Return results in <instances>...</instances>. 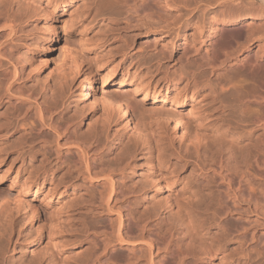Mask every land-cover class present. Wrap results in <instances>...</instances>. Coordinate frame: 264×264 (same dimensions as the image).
Wrapping results in <instances>:
<instances>
[{
	"label": "bare ground",
	"instance_id": "1",
	"mask_svg": "<svg viewBox=\"0 0 264 264\" xmlns=\"http://www.w3.org/2000/svg\"><path fill=\"white\" fill-rule=\"evenodd\" d=\"M43 1L0 0V31L9 29L10 35L17 33L18 20L22 21L36 11L43 14L42 36L36 45L39 67L47 66V57L56 49L60 30H64L63 26L53 24L55 13L62 15L73 6V0H45V5ZM87 1V20L105 18L108 15L107 20L115 23L124 17L125 23H130L131 20L142 21L149 30L158 28L169 31V25L161 24L166 23L173 15V6L183 5L182 8L187 9L186 5L190 0ZM244 5L246 7V0H230L227 8L234 11ZM15 8L19 15L14 14L12 17L11 12ZM121 8L125 10L121 11ZM258 16L251 15L248 19L225 16L216 21L217 25L211 35H223L225 31L229 33L232 30L249 33L253 28L250 19L257 20ZM157 22H160V26L153 27ZM81 48L74 51V58L65 66L59 87L63 91L69 89L70 93L73 92V74L78 69V73H82V80L76 100L81 105L93 106L94 97L102 104L104 126L102 131L90 135L88 144L78 133L74 120H64L62 114L54 116L58 108L48 111L43 108V103H37V119L31 121L26 114H15L18 111L16 104L21 101L19 98L7 93L5 98L8 102L1 100L0 104L7 107L6 112L11 106L14 110L12 117L6 118L13 121L0 126V186L5 184L15 191L13 199L10 198V192L3 198L8 205L7 212L2 214L3 228L13 227L17 213L26 211L25 218L28 219L27 210L32 212L30 224L37 221L38 208L27 197H36L45 188V200L57 195L59 188H65L61 195L65 194L68 182H65V178L60 179L59 173L67 168L68 173L75 171L78 177H83L91 190L89 195L92 199L97 197V201H91V205L97 207L101 214L106 212L107 215H116L114 219L111 216L108 219L118 225L113 235L115 240L110 245L105 244L103 249L98 250L90 248L74 264H264L263 246H259L256 253L252 254L253 248L247 246V241L238 239L245 237V227L240 225L241 220H235L234 230L226 228L228 218L240 203L255 206L264 213V117L253 109L264 104V82L260 85L259 93L252 97H244L240 90H236L232 102L224 104L221 113L215 116L207 109H196L193 103V107L187 108V98L195 101L199 96L196 90L204 86V81L200 80L205 73L200 69L204 67L195 70L186 67L179 73L165 74L156 83L153 80L145 82L136 73L135 80H128V72L127 75L118 73L120 65H100L98 71H92L86 62L84 48ZM212 58L214 57L210 56V50L207 49L204 66L214 74L216 65ZM6 59L7 52L0 46V67L5 65ZM261 60L264 57L259 59L258 54H255L254 59L246 57L242 62L244 68L260 74L264 69ZM112 83L127 88L134 94L143 95L142 101L152 99L163 104L169 102L173 109L162 105L157 110H151L149 117L141 109V117H138L133 98L107 91L106 87ZM161 83L165 85L161 86ZM49 92L53 94L52 91ZM69 95L72 97L75 93ZM35 101L38 102L36 99ZM180 108L186 109L179 112ZM238 111L241 113L239 119L235 116ZM111 125L123 127L138 140L139 144L132 149L134 155L138 150L148 155L150 164L143 171L145 181L154 191L151 196H148L147 186L140 190L128 186L124 167L111 168L103 161L104 147H96L95 143L99 140V135L107 132ZM45 129L51 130L57 140L64 136L67 137V145L73 143L70 147L66 146V153L59 151L56 154L55 165H52L45 145H37L41 142ZM243 136L247 143L239 156L235 157L232 145ZM10 142L20 145L17 153L22 162L13 178L9 177V173L14 161L4 173L2 169L9 164ZM71 149H76L78 162L74 155L70 156ZM172 157L176 159L175 162ZM189 165L197 168L199 176L183 190L174 192L179 167ZM69 186L75 192V184ZM162 192L166 193L164 204L148 208L147 197V202L154 201ZM229 198L233 200L232 204L228 202ZM59 215L49 226L39 231L35 239V242L44 239L47 241L42 260L27 264H71L68 261L70 255L66 254L69 244L62 235L64 228L62 230V223H59ZM212 229H217V241L214 240ZM229 237L232 239L229 240ZM117 249L122 251L118 252ZM9 263L8 252H5L0 256V264Z\"/></svg>",
	"mask_w": 264,
	"mask_h": 264
},
{
	"label": "rangeland",
	"instance_id": "2",
	"mask_svg": "<svg viewBox=\"0 0 264 264\" xmlns=\"http://www.w3.org/2000/svg\"><path fill=\"white\" fill-rule=\"evenodd\" d=\"M229 1L190 0L186 5L187 9H183V5L173 6V15L166 20V23L161 24L170 26L167 31L158 28L149 30L142 21L131 20L130 23H125L124 17L119 18L115 23L107 20L108 15L105 18L98 17L87 20L86 13L89 2L73 0V6L69 8L68 12L62 15L56 12L54 15L53 24L58 25L57 27L63 26L64 30H60V40L56 49L47 57V66L45 67L38 66L36 54V45L39 44L42 36L41 18L43 14L38 11L32 15L28 14L30 16L16 22V34L10 35L9 29L0 31V46L7 52L6 63L0 67V103L1 100L7 103L8 99L5 98V95L11 93L21 100L16 104L18 111L15 114H26L31 121L37 119V103H43V108L48 111L58 108L54 116L58 117L62 114L64 120H74L78 133L88 144L90 135L102 131L104 126L102 104L94 97L92 99L95 101L93 106L81 105V102L77 101L82 73H78L79 70L76 67L77 71L73 74L75 81L71 84V91L75 95L71 97L69 94L73 92L70 93L69 89L63 91L59 87L65 66L71 63L75 56L74 51L83 47L84 53L87 55L86 62L92 71H98L100 65H110V67L120 65L117 69L118 73L127 75L128 72V80H135L134 73H136L137 76L143 77V81L153 80L156 83L158 79L164 78L165 74L179 73L186 67L191 70L204 67L200 69L201 72L202 70L205 72L200 78L201 81H204V86L196 90V93L199 92V96L195 98V101L192 102L189 100L190 98H187L189 102L187 108L193 107L191 104L193 103L196 109H207L208 112L218 116L222 106L232 102L236 90H240L244 97H252L259 93L260 85L264 82V69L260 74L251 72L244 68L242 62L246 57L254 59L255 54H258L259 59L264 57V2H261L263 0H246V7L244 5L241 9L233 11L227 8ZM43 2L45 5L46 1ZM124 10L125 8H121V11ZM188 10L192 12L189 13ZM14 11L16 12L17 9L15 8ZM14 11L11 12L12 17L14 14L17 15V12ZM230 11L232 14L229 13ZM27 13L28 11L25 14ZM256 14L259 15V18L257 20L250 19L253 28L249 33H238L237 30H232L229 33L233 36L227 33L228 31H225L226 34L224 32L223 35H211L218 19H223L225 16L232 19H248L249 16ZM155 24L157 25H153V27L160 26V22ZM207 49L210 50V56L214 57L212 58L216 65L214 74H211V69L204 66ZM261 63L264 64V60H261ZM164 85L161 83V86ZM106 88L111 94H125L133 98L137 106L138 117H141V109L145 111V116L149 117L151 110H157L162 105L167 109L172 108L169 102L163 104L152 99L142 101L143 95L134 94L127 88H121L114 83ZM49 91H52L54 95ZM263 105L253 107L259 111L262 117H264ZM6 108L0 104V126L13 121L6 119L11 118L14 113L12 106L7 112ZM184 109L186 108H180L179 112H183ZM240 115L241 113L238 111L235 116L239 119ZM43 131L41 142H38L37 145H45L49 151L50 161L52 165H55L57 163L56 154L59 151L66 153V146L70 147L73 143L67 145V137L63 136L57 140L51 130ZM246 143L243 136L232 145L235 157L239 156V152L244 149ZM138 144V140L128 130L111 125L107 132L99 135L95 146L104 147L103 161L108 167H118L119 169L124 167L125 182L129 187L134 186L137 190L149 187L147 188L149 189L148 196H151L154 191L145 181V172L143 171L148 168L150 159L146 153L140 152V150L134 155L132 149ZM176 144H178L177 141ZM19 146L17 142H10L9 164L2 168L4 173L14 161L9 173L11 178L16 176V171L22 165L17 153ZM71 150L70 156L74 155V159L78 162L76 149ZM172 161L175 162L176 159L172 157ZM199 174L197 168L192 165L179 167L174 192L183 190L187 185L192 184L194 178ZM59 178H65V182H68L67 192L61 195L65 188H59L60 192L50 200H45L46 188L36 197L28 196V200L38 208V220L30 224L29 218L32 212L27 210L28 219H26V211H23L15 215V223L11 229L3 228L1 222L2 214L8 210L6 200L4 199V201L3 198L8 192L12 194L10 197L12 198L15 191L5 184L0 186V195H3L2 198L0 197V256L8 252L9 264H27L42 260L46 252L47 241L44 239L35 242V239L38 237L39 231L49 226L58 214H60L59 223H62H60L63 226L62 230L64 228L62 235L65 237V242L69 244L66 254L70 255L68 261L71 264L82 259L90 248L103 249L105 244L110 245L115 240L113 235H115L118 225L115 221L111 223L108 218L111 216L114 219L116 215H107L106 212L101 214L97 207L91 205V201L96 202L97 197H93V199L90 197L91 190L83 177H78L75 171L68 173L67 168H64L59 173ZM71 184H75V192L70 188ZM165 196L166 193L162 192L157 196V200L150 202H147V197L146 206L152 209L158 204H164ZM228 202L232 204L233 200L229 198ZM237 207L238 209L228 218L229 224L226 228L234 230L235 220H241L240 225L245 227V237H238V239L243 242L247 241V246L253 248L251 253L255 254L259 246L264 247V213L247 203H240ZM212 233L214 240L217 241V229H212ZM230 239L232 237H229ZM234 240L237 239L234 237ZM232 244L230 243V245ZM117 251L122 250L117 249ZM66 254L64 256L68 257Z\"/></svg>",
	"mask_w": 264,
	"mask_h": 264
}]
</instances>
